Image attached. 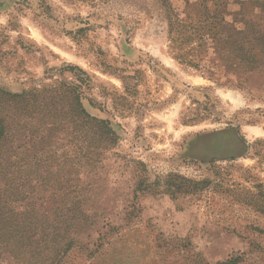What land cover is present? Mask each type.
Instances as JSON below:
<instances>
[{
    "label": "rangeland",
    "instance_id": "1",
    "mask_svg": "<svg viewBox=\"0 0 264 264\" xmlns=\"http://www.w3.org/2000/svg\"><path fill=\"white\" fill-rule=\"evenodd\" d=\"M220 1L264 30V0ZM197 3L0 0V90L32 99L0 107V264H264V65L174 45ZM78 77L112 147L78 138Z\"/></svg>",
    "mask_w": 264,
    "mask_h": 264
},
{
    "label": "trees",
    "instance_id": "2",
    "mask_svg": "<svg viewBox=\"0 0 264 264\" xmlns=\"http://www.w3.org/2000/svg\"><path fill=\"white\" fill-rule=\"evenodd\" d=\"M199 1L198 6H202L204 0ZM218 3L220 12H198L195 16H185L180 19L177 15L169 18L170 41L174 45L184 46L195 42L191 50H196L200 56H214L219 63L212 62V68L220 67L232 72L254 71L264 65V30L256 23L244 18L241 12H224L226 5L220 0H212ZM204 9V6H203ZM177 46V47H178ZM173 48V47H172ZM181 54L175 56L176 59H182ZM209 58V59H210ZM186 60H182L185 62ZM181 62V61H180ZM195 69H199L198 64L188 61ZM83 75L84 72L79 70ZM77 84L74 86L72 99V114L77 121V133L81 142L90 141L95 145V149L100 143L112 147L117 136L106 120L91 116L83 108L81 103L82 94L80 86L85 81L83 78H76ZM32 100L27 92L20 94H10L0 90L1 105L28 104ZM1 111V108H0ZM7 135V129L0 117V141ZM94 148V147H93ZM93 156L100 155L98 150L90 152ZM84 157V154H80ZM70 244H66L65 250H68ZM235 260V259H234ZM234 260H227L223 264H234Z\"/></svg>",
    "mask_w": 264,
    "mask_h": 264
}]
</instances>
